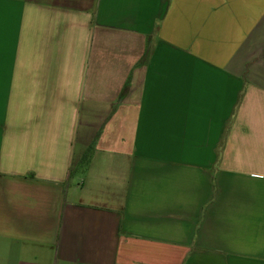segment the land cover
Listing matches in <instances>:
<instances>
[{"label": "crops", "instance_id": "1", "mask_svg": "<svg viewBox=\"0 0 264 264\" xmlns=\"http://www.w3.org/2000/svg\"><path fill=\"white\" fill-rule=\"evenodd\" d=\"M0 264H264V0H0Z\"/></svg>", "mask_w": 264, "mask_h": 264}, {"label": "trees", "instance_id": "2", "mask_svg": "<svg viewBox=\"0 0 264 264\" xmlns=\"http://www.w3.org/2000/svg\"><path fill=\"white\" fill-rule=\"evenodd\" d=\"M88 156H89V150H88V153H86V155L82 158V162L88 161Z\"/></svg>", "mask_w": 264, "mask_h": 264}]
</instances>
